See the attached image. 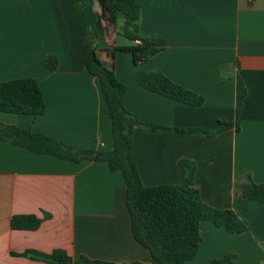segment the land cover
I'll return each instance as SVG.
<instances>
[{
  "label": "crops",
  "instance_id": "1",
  "mask_svg": "<svg viewBox=\"0 0 264 264\" xmlns=\"http://www.w3.org/2000/svg\"><path fill=\"white\" fill-rule=\"evenodd\" d=\"M136 2L140 30L164 43L137 65L128 53L113 58L126 88L123 106L145 125L131 140L141 182L181 185L190 171L204 203L231 209L248 224L246 232L232 234L201 222L197 257L185 264H211L227 254L233 264H264V206L247 210V200L233 190L246 175L264 183V0ZM121 25L109 45L129 44ZM83 46L69 0H0V82L34 79L45 104L35 118L0 113V123L75 150L111 151L107 105L83 64ZM51 57L53 70L47 68ZM138 71L159 72L204 102L194 107L149 91L138 84ZM236 119L238 130L226 126ZM28 215L41 219L36 230L11 229L12 217ZM55 250L74 260L154 264L131 234L120 172L105 162L62 160L0 140V264H48L22 254Z\"/></svg>",
  "mask_w": 264,
  "mask_h": 264
},
{
  "label": "trees",
  "instance_id": "2",
  "mask_svg": "<svg viewBox=\"0 0 264 264\" xmlns=\"http://www.w3.org/2000/svg\"><path fill=\"white\" fill-rule=\"evenodd\" d=\"M95 2L99 7L98 11L94 10ZM69 9L84 38L83 64L87 72L98 81L107 105L111 121L112 150L102 153L75 150L45 135L1 123L0 140L34 154H49L62 160L77 163L82 160L105 162L110 171L120 172L125 183L131 234L149 252L154 264H185L194 260L201 242L200 223L203 221L224 228L228 233L246 232L248 224L235 211L215 209L201 200L190 171L181 185L146 187L141 182L132 159L131 140L133 132L145 125L139 123L123 106L126 88L115 76L113 58L116 53H128L137 65L161 52L164 43L140 30V7L136 0H69ZM119 21H122L121 35L129 44L111 46L108 39ZM55 67V59L49 58L47 68L53 70ZM136 80L149 91L189 106H201L204 102L201 96L175 85L156 71H138ZM237 85L243 96L244 87L238 78ZM44 112L45 104L36 80L25 78L0 82V113L35 118ZM233 125L236 130L239 129L237 119L233 124H226L228 127ZM151 129L156 130L158 127ZM176 131L183 134L198 132L194 129ZM233 190L235 195L240 194L247 200V210L264 206V183H254L249 175L236 180ZM40 224L41 219L32 215L14 216L10 221L13 230L33 231ZM29 254L48 264H115L90 260L84 256L74 260L61 250L49 254L28 251L22 256ZM233 259V255L227 254L220 259L211 260V264H233Z\"/></svg>",
  "mask_w": 264,
  "mask_h": 264
}]
</instances>
